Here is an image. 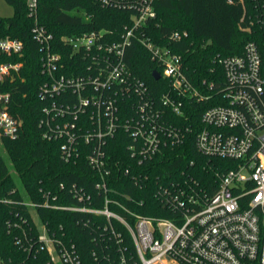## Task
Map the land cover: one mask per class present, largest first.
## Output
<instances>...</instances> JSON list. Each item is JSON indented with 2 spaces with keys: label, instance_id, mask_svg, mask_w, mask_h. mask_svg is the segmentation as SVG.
Instances as JSON below:
<instances>
[{
  "label": "built area",
  "instance_id": "obj_1",
  "mask_svg": "<svg viewBox=\"0 0 264 264\" xmlns=\"http://www.w3.org/2000/svg\"><path fill=\"white\" fill-rule=\"evenodd\" d=\"M159 1L97 0L103 7L128 12L130 24L117 42L102 31L64 37L62 53L79 62L71 69L63 54L54 52L53 35L39 24L38 1L29 0L32 35L44 52L47 78L39 88L45 102L39 121L43 139L60 143L66 164L85 159L95 179L92 192L61 184L62 193L41 190L40 202L24 194L31 221L22 218L9 229L18 231L15 244L26 257L0 255V264H28L43 254L46 264H264V51L249 42L242 55L219 59L223 85L206 80L195 85L181 55L146 35ZM255 1L264 8V0ZM240 2L244 8V0ZM187 37V32H174L167 43ZM133 41L157 65L160 71L154 72L169 82L159 98L126 63ZM23 50L20 40L0 39V58L21 57ZM21 67L0 61V139H16L22 128V121L11 114L15 99L3 88ZM193 102L212 104L202 112L200 128L189 124L191 112H196ZM119 131L129 136L133 163L128 166L108 152ZM190 134L200 155L235 164L218 177L212 196L193 178L168 176L152 183L142 170L165 150L183 145ZM123 179L140 190L153 189L171 218L134 210L145 201L122 192L121 186L128 188ZM39 208L80 215L77 224L89 230L101 252L94 250L91 261L83 259L65 232L59 234L41 220Z\"/></svg>",
  "mask_w": 264,
  "mask_h": 264
},
{
  "label": "trees",
  "instance_id": "obj_2",
  "mask_svg": "<svg viewBox=\"0 0 264 264\" xmlns=\"http://www.w3.org/2000/svg\"><path fill=\"white\" fill-rule=\"evenodd\" d=\"M4 1L13 8V16L0 17V39L20 40L24 50L21 57L0 58L4 62L22 63L19 73L3 87L15 99L11 114L22 121V128L16 139H0V255L23 259L26 255L15 244L18 231L13 228L10 231L9 225L19 223L22 218L31 221V214L23 205L24 194L32 201L40 202L41 190L62 193L61 184L85 187L92 192L95 174L85 159L64 163L60 143L43 139L39 121L45 102L39 96V88L47 80L42 72L44 52L32 35L34 19L29 16V0ZM37 1L38 21L53 35L54 52L62 53L64 37L84 33L107 32V39L117 42L130 24L128 12L103 7L97 0ZM244 5L243 8L240 0H233L232 3L227 0H160L155 5L157 17L147 23L149 30L146 35L155 43L165 44L181 55L186 75L192 83L198 85L206 80L221 86L225 78L219 59L242 55L249 42H255L264 51V8L255 0H244ZM174 32H187L188 37L169 45L167 41ZM64 60L67 68L71 69L79 63L68 61L66 56ZM126 63L149 86L155 98L168 89L167 80L153 78L154 71L159 69L135 41L127 50ZM209 105H212L211 102L191 103V110H196L190 114L191 126L201 127L202 112ZM129 142V136L119 131L109 143L110 156L125 166L133 163L127 151ZM234 165L233 161L208 159L200 155L195 147L194 134H190L183 145L165 150L163 155L142 170L148 172L152 183L157 178L167 179L168 176L181 181L193 178L200 190L212 196L218 187V177ZM122 182L128 187L121 186L122 192L133 196L136 201H145L144 206L134 208L138 213L171 218L169 213L163 212L165 209L159 204L153 189L140 190L128 179ZM37 213L51 230L59 234L65 232L66 240L77 244L83 259L91 261L94 250L101 252L89 230L77 224L80 215L43 208L37 209ZM45 258L43 254L37 260L29 259L28 264H46L43 262Z\"/></svg>",
  "mask_w": 264,
  "mask_h": 264
},
{
  "label": "rangeland",
  "instance_id": "obj_3",
  "mask_svg": "<svg viewBox=\"0 0 264 264\" xmlns=\"http://www.w3.org/2000/svg\"><path fill=\"white\" fill-rule=\"evenodd\" d=\"M13 16V8L11 6H9L4 0H0V17L2 18H9ZM8 166L11 165L10 161H7ZM17 184L20 187V189L22 190V186L20 184V181L17 179ZM22 194H24L22 192Z\"/></svg>",
  "mask_w": 264,
  "mask_h": 264
},
{
  "label": "water",
  "instance_id": "obj_4",
  "mask_svg": "<svg viewBox=\"0 0 264 264\" xmlns=\"http://www.w3.org/2000/svg\"><path fill=\"white\" fill-rule=\"evenodd\" d=\"M229 3H232L233 2V0H227ZM153 78L155 79V80H160L161 79V76H160V74L158 73V72H154L153 73Z\"/></svg>",
  "mask_w": 264,
  "mask_h": 264
}]
</instances>
